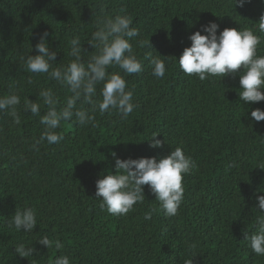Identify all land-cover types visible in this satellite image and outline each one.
<instances>
[{
    "label": "trees",
    "instance_id": "16d2710c",
    "mask_svg": "<svg viewBox=\"0 0 264 264\" xmlns=\"http://www.w3.org/2000/svg\"><path fill=\"white\" fill-rule=\"evenodd\" d=\"M117 13L129 15L139 39L149 38L152 45L130 41L144 66L142 73L125 76L134 89L133 112L126 119L96 112L94 126L62 121L57 131L64 139L33 150L43 125L24 110V99L35 101L47 87L58 90L62 102L70 93L46 74L24 70L30 45L29 54L36 55L35 44L47 31L57 64L67 63L69 42L79 36L87 59L95 51L87 40L96 20ZM262 14L264 0H247L243 7L235 0H0V96L14 83L21 97L15 106L19 125L8 110L0 113V264H50L60 254L69 255L72 264H264V256L244 240L261 214L255 196L264 195L259 167L264 166V121L250 116L254 108L264 109V101L240 99L238 73L201 81L178 64L191 46L189 36L197 30L206 34L202 25L215 21L218 34L230 27L256 28ZM149 51L168 56L162 57L163 78L152 75L145 58ZM45 111L42 106L41 114ZM154 132L162 147H150ZM177 146L195 166L184 175V198L175 216L164 215L147 185L144 201L126 215L100 208L96 181L115 172L112 152L121 159L159 160ZM25 206L37 213L32 232L9 226L16 208ZM147 212H152L149 220ZM45 235L59 238L64 247L47 248L39 242ZM19 244L33 248L32 254L21 257L15 252Z\"/></svg>",
    "mask_w": 264,
    "mask_h": 264
},
{
    "label": "clouds",
    "instance_id": "9594fccd",
    "mask_svg": "<svg viewBox=\"0 0 264 264\" xmlns=\"http://www.w3.org/2000/svg\"><path fill=\"white\" fill-rule=\"evenodd\" d=\"M247 0H235V4L243 7ZM103 11V9H101ZM123 12V10H121ZM203 32L197 30L189 36L191 46L185 47L178 59L180 70L189 76L195 75L204 81L209 76L219 77L227 74H239L241 91L238 92L244 103L264 101V43L260 33H264V14L258 20L256 28L235 27L224 28L218 34L219 25L215 21L201 26ZM96 30L88 44L95 50L87 59L83 53L87 52L79 36L70 40L69 60L67 63L57 64V51L50 50L47 43L48 32L39 36L35 44L36 55L29 53L23 59L24 70L31 74H46L47 78L70 93L63 102L59 92L54 87L43 88L39 91L35 101L26 97L23 101L25 111L39 117L43 131L35 139L32 148L39 151L40 145L59 144L63 135L57 131L62 121L75 120L80 126L95 125V113L100 115L113 112L126 119L134 110V89L128 87L126 75L139 74L144 71L143 61L134 51L133 43L152 48L150 39L147 42L139 39L140 30L133 26L129 15L117 13L114 16H101L96 20ZM158 53V52H157ZM164 55H154L151 51L145 53V58L152 67V75L163 78L166 73ZM109 69H116L109 71ZM27 83L31 84V76ZM99 86V91H98ZM21 97L16 85H9V94L0 96V113L8 110L15 124L21 123L16 107L20 105ZM46 111L41 114V107ZM87 106V107H86ZM255 122L264 121V109L254 108L250 113ZM158 132H154L150 140V147L163 146V141L155 139ZM115 172L108 171L96 181L95 197L100 200V208L116 216L126 215L137 203L145 199L144 186L147 185L155 194L160 209L166 217H173L178 213L184 198L183 178L188 174L194 162L185 154L182 147L177 146L170 154L160 158L140 157L121 159L115 152ZM264 169V166H259ZM255 209L261 213L255 218L253 230L245 231L244 240L252 252L264 256V195H256ZM152 212L145 213V220L151 219ZM37 225V213L32 207L16 208L9 226L17 231L32 232ZM39 242L47 248L57 250L64 247L59 238L55 240L43 236ZM15 252L21 257L32 254L33 248L24 244L15 246ZM50 264H72L70 256L60 254Z\"/></svg>",
    "mask_w": 264,
    "mask_h": 264
}]
</instances>
